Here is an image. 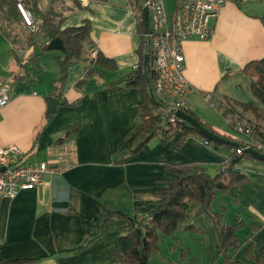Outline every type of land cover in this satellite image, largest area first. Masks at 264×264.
<instances>
[{
	"label": "crops",
	"instance_id": "crops-1",
	"mask_svg": "<svg viewBox=\"0 0 264 264\" xmlns=\"http://www.w3.org/2000/svg\"><path fill=\"white\" fill-rule=\"evenodd\" d=\"M174 4L165 0L169 14ZM62 13V28L90 23V41L62 80L60 54L41 56L46 49L28 61L30 50L20 54L0 33V78L13 81L10 99L0 107V147L16 145L28 159L58 168L44 175L42 185L0 198V264H127L114 255L121 251L120 238L131 231L125 218L108 221L102 236L84 246L100 233L101 218L110 209L152 210L160 199L157 190L170 186L168 165L194 162L214 172L232 145L184 137L179 130L168 141L156 136L131 151L141 130L143 91L124 78L140 58L139 10L127 0H66ZM213 26L211 39L192 37L182 43L184 75L191 86L186 99L200 120L233 135L219 121L217 108L224 102L263 121L241 103L256 102L243 67L264 57V0H227ZM91 46L113 66L95 63L87 74ZM49 95L58 98L54 111L47 109ZM237 170L246 182L217 192L210 209L222 212L226 222H242L237 232L241 247L232 259L253 264L245 250L251 243V254H257L264 244V161L244 157ZM198 209L197 202H190L176 232L166 236L179 243L178 234L186 231L197 243L195 254L186 261L182 245L173 244L179 257H163L159 247L150 254V264H225L213 221Z\"/></svg>",
	"mask_w": 264,
	"mask_h": 264
},
{
	"label": "trees",
	"instance_id": "trees-1",
	"mask_svg": "<svg viewBox=\"0 0 264 264\" xmlns=\"http://www.w3.org/2000/svg\"><path fill=\"white\" fill-rule=\"evenodd\" d=\"M61 1V7L64 6L66 0ZM128 4L136 7L139 12V29L142 32L140 47L138 48L139 62L137 68L125 76L124 82L127 85H138L143 91V99L139 103V119L141 130L133 139V149L135 151L141 148L153 137H160L168 141L175 132L181 131L183 136L194 135L199 136L207 141V137L201 134L190 123L180 120L170 123L165 120V116L171 113L163 103L155 102L151 99L146 79L143 74V57L149 52L148 41L144 35L142 0H127ZM15 0H0V33L4 35L12 44L13 40L20 39V33L16 28L22 24L20 14L16 8ZM34 18H40L41 22L35 31H30L25 35L22 50L29 49L28 61L35 60L38 55H34V47L38 46L42 51L46 50L47 42L50 39L58 37L63 44V51L57 57L60 66V77L62 80L65 75L67 66L74 60L80 58L84 43L90 41V23L83 20L77 26L63 27L62 12H56L51 6H42L38 0H23ZM16 30V31H15ZM41 35L43 42L39 41L37 35ZM13 46V45H12ZM19 54V53H16ZM88 57V56H87ZM17 55V60L20 62ZM89 58V57H88ZM90 59V58H89ZM90 65L87 74L90 73L93 64L102 63L106 66H113L111 60L105 58L101 53L97 52L94 59H90ZM148 79L150 86L152 76L147 66ZM245 76L249 79V86L256 102L249 101L241 103L245 110L251 111L255 116L264 120V111L260 105H264V57L248 62L243 67ZM156 108H164L163 111H155ZM236 111V110H235ZM241 115V112L237 111ZM190 115L195 117L208 130L224 136L227 139L237 142V146H229L232 149L231 154L221 163H219L213 173L209 172L205 166L194 163H177L168 165V169L172 173L170 186L168 188H160L157 193L160 197L157 206L152 210L133 211L125 213L117 209H110L100 220V233L97 236L90 237L84 243V246L90 242L99 239L103 234L104 225L114 218L122 217L129 221L131 231L120 238L119 245L121 251H115L114 255L119 261L127 264H150V254L159 248L160 241L169 235H172L178 229L180 223L183 222L186 210L190 202L194 201L199 204L198 213H206L213 221L216 230L218 242L221 249V256L225 264H239L238 261L232 259V255L241 245L237 235L238 229L241 228L242 222H226L223 220V213L212 211L210 204L215 198L217 192L225 191L230 187H239L247 180V176L237 170L239 161L244 158H255L251 155L237 154L236 147L244 146V139L240 135L221 134L214 130L210 125L204 123L192 111H188ZM50 115V112H47ZM244 116V115H243ZM258 125V124H257ZM130 150V149H129ZM256 159V158H255ZM194 229V228H193ZM195 230V229H194ZM251 243L245 250V253L253 258V264H264V244L257 254H251Z\"/></svg>",
	"mask_w": 264,
	"mask_h": 264
},
{
	"label": "built area",
	"instance_id": "built-area-1",
	"mask_svg": "<svg viewBox=\"0 0 264 264\" xmlns=\"http://www.w3.org/2000/svg\"><path fill=\"white\" fill-rule=\"evenodd\" d=\"M43 2L45 0H38ZM227 0H175L169 14L165 0H142L148 11V25L144 35L148 41L149 69L152 76L151 89L154 97L171 109L165 120L175 123L182 120L174 114L180 109L188 113L192 110L187 102L190 84L185 78V59L182 43L188 38L209 40L213 37V21ZM23 25L35 31L40 18H34L32 11L23 0H15ZM97 48L88 49V57L94 59ZM137 68V65L134 66ZM10 84L0 78V107L10 99ZM210 100V96H205ZM226 124L243 137L244 146L236 147L237 154H243L245 147H251L264 154V126L256 125L225 102L217 108ZM58 168L45 162L30 160L16 145L0 147V198H11L23 189H33L42 185L47 173Z\"/></svg>",
	"mask_w": 264,
	"mask_h": 264
},
{
	"label": "rangeland",
	"instance_id": "rangeland-1",
	"mask_svg": "<svg viewBox=\"0 0 264 264\" xmlns=\"http://www.w3.org/2000/svg\"><path fill=\"white\" fill-rule=\"evenodd\" d=\"M171 0H167V3L169 2L170 3ZM61 1L59 0H45L43 2H41V5L42 6H46V8L48 6H51L53 9H55L56 12H61V10L65 7V3L66 1L64 2V6L61 7L60 5ZM16 30L20 33V39L18 40H13V48L19 52L21 54V48L24 47V44H23V41H24V38H25V35L29 34L30 31L24 26V25H20V27L18 26L16 28ZM15 30V31H16ZM38 39L41 38V35H37ZM60 54V51L59 50H47L44 54H42L41 56L43 57H46V56H50V55H59ZM29 70V69H28ZM28 70H24V73L25 74H28ZM9 84L10 86L12 87L13 85V81L12 80H9ZM166 109L164 108H156L155 111H163L165 112ZM249 118V117H248ZM219 120L222 124H225L227 126V130L232 133L233 135H236L238 136V134L228 125L226 124V122L224 121V119L222 118V116L220 115L219 117ZM256 125L258 124V126H264V120L263 121H258L257 119L255 118H250ZM213 173V171H211ZM177 233H181L180 231H177ZM178 241L179 243H176L173 239V237H166V238H163L161 241H160V254H163V257L165 256H171V257H175L176 255V259L179 257L180 255V249L179 247L178 248H173L172 245L173 244H181L183 247V251L185 252L184 253V256L186 257V261L188 259V257H191L195 254L196 252V247H197V243L196 241L193 239V237L191 235H189L186 231L185 232H182L181 234H178ZM175 259V260H176ZM152 264H155L153 263L152 261Z\"/></svg>",
	"mask_w": 264,
	"mask_h": 264
},
{
	"label": "water",
	"instance_id": "water-1",
	"mask_svg": "<svg viewBox=\"0 0 264 264\" xmlns=\"http://www.w3.org/2000/svg\"><path fill=\"white\" fill-rule=\"evenodd\" d=\"M142 13H143L144 31H146L147 25H148V11H147V8L144 6L142 7ZM46 49L47 50L63 51L64 47H63L62 41L58 37H55L53 39H50L47 42ZM41 52H42V50L38 46L34 47V55H39V54H41ZM148 59H149V54L145 53L144 57H143V74H144V77L146 79V83H147V87H148V91H149L151 99L155 102H158V100L154 97V95L152 93L150 81L148 79V70H147ZM45 99L47 102L48 111H54L56 109L57 104H58V98L49 95V96H46ZM174 114L176 116H178L179 118H181L182 120L190 123L193 127H195V129H197L201 134H203L208 139L215 141V142H220V143H224V144H228V145H232V146H237V142L232 141L230 139H227L222 135H219L217 133H214V132L208 130L195 117H193L189 113H187L183 110L177 109V110H174ZM244 152L248 155L255 157L256 159L264 161V154L261 152H258L257 150H255L251 147H245Z\"/></svg>",
	"mask_w": 264,
	"mask_h": 264
}]
</instances>
